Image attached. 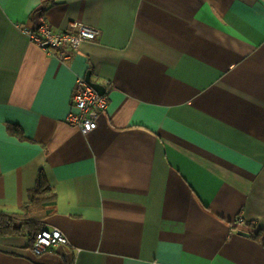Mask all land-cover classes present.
I'll return each instance as SVG.
<instances>
[{
    "label": "crops",
    "instance_id": "obj_1",
    "mask_svg": "<svg viewBox=\"0 0 264 264\" xmlns=\"http://www.w3.org/2000/svg\"><path fill=\"white\" fill-rule=\"evenodd\" d=\"M41 15L98 34L62 59L25 31ZM87 75L107 105L84 133ZM40 176L68 242L36 255L17 217L0 264H264V0H0V210Z\"/></svg>",
    "mask_w": 264,
    "mask_h": 264
},
{
    "label": "built area",
    "instance_id": "obj_2",
    "mask_svg": "<svg viewBox=\"0 0 264 264\" xmlns=\"http://www.w3.org/2000/svg\"><path fill=\"white\" fill-rule=\"evenodd\" d=\"M25 31L33 42L62 59H66L70 53L77 50L80 41L94 39L98 34V30L80 21H72L65 30L53 29L42 15L34 29L26 28ZM70 105L71 111L67 116V122L86 133L97 126L96 117L106 108L107 93H98L85 77L78 76ZM231 224L240 227L244 221L239 216ZM67 242L66 236L58 228L42 227L35 234L30 248L34 254L39 255Z\"/></svg>",
    "mask_w": 264,
    "mask_h": 264
},
{
    "label": "trees",
    "instance_id": "obj_3",
    "mask_svg": "<svg viewBox=\"0 0 264 264\" xmlns=\"http://www.w3.org/2000/svg\"><path fill=\"white\" fill-rule=\"evenodd\" d=\"M9 130L17 132L18 128L14 125H9ZM50 192L46 180L40 176L36 187L30 192L28 203L22 207L21 214L6 213L0 210L1 232L4 234L22 232L24 227H22V225L21 227L15 226L14 221L17 217H25L23 226L28 227L32 244L35 234L43 227L42 219L54 210L53 205L55 195ZM235 227L246 232L248 235H254L255 237H258L261 234L260 230H256V227L251 222H245L242 226Z\"/></svg>",
    "mask_w": 264,
    "mask_h": 264
},
{
    "label": "water",
    "instance_id": "obj_4",
    "mask_svg": "<svg viewBox=\"0 0 264 264\" xmlns=\"http://www.w3.org/2000/svg\"><path fill=\"white\" fill-rule=\"evenodd\" d=\"M86 81L98 92V93H104V87L98 83H95V82H92L90 80V77L89 75L86 76ZM240 234H243V235H248L246 232L242 231V230H239L238 231Z\"/></svg>",
    "mask_w": 264,
    "mask_h": 264
}]
</instances>
